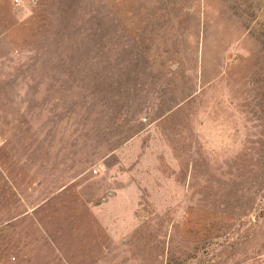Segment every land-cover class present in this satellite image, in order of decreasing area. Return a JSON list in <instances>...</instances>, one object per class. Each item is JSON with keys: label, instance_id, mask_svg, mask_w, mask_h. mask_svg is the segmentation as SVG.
<instances>
[{"label": "rangeland", "instance_id": "obj_1", "mask_svg": "<svg viewBox=\"0 0 264 264\" xmlns=\"http://www.w3.org/2000/svg\"><path fill=\"white\" fill-rule=\"evenodd\" d=\"M0 264H264V0H0Z\"/></svg>", "mask_w": 264, "mask_h": 264}, {"label": "trees", "instance_id": "obj_2", "mask_svg": "<svg viewBox=\"0 0 264 264\" xmlns=\"http://www.w3.org/2000/svg\"><path fill=\"white\" fill-rule=\"evenodd\" d=\"M255 18H256V16H255ZM261 20V19H260Z\"/></svg>", "mask_w": 264, "mask_h": 264}]
</instances>
